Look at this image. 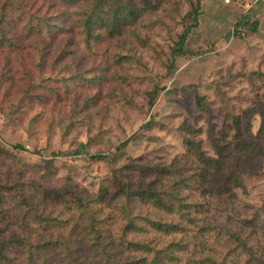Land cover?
<instances>
[{"label": "trees", "instance_id": "trees-1", "mask_svg": "<svg viewBox=\"0 0 264 264\" xmlns=\"http://www.w3.org/2000/svg\"><path fill=\"white\" fill-rule=\"evenodd\" d=\"M131 1L0 0L2 115L32 134L48 127L51 102H68L64 128L72 126L77 109L89 108L91 98L85 99L83 89L94 91L109 71L101 64L88 77L80 57L95 53V45L112 40L124 22L137 17ZM184 1L189 13L171 49L169 69L176 58L194 55L185 44L198 24L201 0ZM258 26L259 20L243 14L232 36L246 40ZM112 58V65L142 64L133 46L124 44ZM238 76L251 83L264 73ZM161 90L153 86L146 93L148 108ZM116 100L131 104L121 95ZM195 102L202 106L201 97ZM254 116L261 120L255 134ZM195 133L190 125L182 129L180 159L127 158L101 192L58 179L55 153L41 165H29L0 150V264H264V222L257 205L236 193L244 188L243 177L257 174L264 163V87L250 107L224 112L220 137H208L213 156ZM12 148L27 152L19 144ZM248 210L252 214L246 218Z\"/></svg>", "mask_w": 264, "mask_h": 264}, {"label": "rangeland", "instance_id": "rangeland-1", "mask_svg": "<svg viewBox=\"0 0 264 264\" xmlns=\"http://www.w3.org/2000/svg\"><path fill=\"white\" fill-rule=\"evenodd\" d=\"M220 1L201 0L198 24L185 44L194 55L176 58L169 69L170 52L189 13L188 4L184 0H132L139 9L137 17L130 18L133 22L127 20L112 40L95 45V53L80 57L78 65L88 77L101 64L109 69L106 82H98L94 91L83 89L85 99L91 98L89 108L79 107L76 122L65 129L63 114L70 109L69 103L53 101L48 106V127L32 134L21 122L0 112V150L29 165H41L55 153V176L77 182L90 192H101L112 171L127 158L166 162L182 158V129L187 125L199 131L192 136L201 139L204 152L213 156L208 137H220L224 112L250 107L258 89L264 87V78L249 83L238 76L256 70L264 73V0L241 13ZM243 14L251 21L259 20L257 32L246 40L232 36L233 24ZM119 44L133 46L142 64L112 65V53ZM118 74L125 79L117 78ZM153 86L162 90L148 108L146 93ZM116 95L131 104L117 102ZM196 96L201 97L202 106L195 102ZM260 123L258 116L252 118L254 134ZM134 133L125 147L117 149ZM15 144L27 152L15 151ZM97 154L101 158H92ZM243 185L236 190L239 199L256 204L258 218L264 222V163L257 174L243 177ZM251 214L248 210L244 217Z\"/></svg>", "mask_w": 264, "mask_h": 264}, {"label": "crops", "instance_id": "crops-1", "mask_svg": "<svg viewBox=\"0 0 264 264\" xmlns=\"http://www.w3.org/2000/svg\"><path fill=\"white\" fill-rule=\"evenodd\" d=\"M239 3H234L233 0H221L219 3H222L223 6H230L231 8L234 7L236 11L241 12H248L251 7L257 6L256 3L260 2V0H237ZM262 2V1H261ZM262 4V3H260ZM259 4V6H260ZM232 5V6H231Z\"/></svg>", "mask_w": 264, "mask_h": 264}]
</instances>
